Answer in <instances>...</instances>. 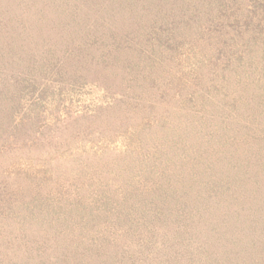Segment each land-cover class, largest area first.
I'll return each mask as SVG.
<instances>
[{"label": "trees", "instance_id": "obj_1", "mask_svg": "<svg viewBox=\"0 0 264 264\" xmlns=\"http://www.w3.org/2000/svg\"><path fill=\"white\" fill-rule=\"evenodd\" d=\"M96 1L85 0L86 8ZM66 2L68 6L69 0ZM113 2L114 6H105V14L114 22L111 26L101 23L107 30L121 22L120 31L130 28L139 42L146 33H153L160 38L155 42L165 49L150 52L140 48L138 41L136 46L125 44V38L110 41L112 51L126 55L131 50L138 59L135 65L131 54L114 60L119 68L128 70L120 84L122 96L128 98L121 104L122 121L127 125L129 118L151 108L152 83L170 76L164 95L174 105L169 117L177 121L159 119V127L173 131L176 137L173 134L169 141V153L147 142L120 161L73 160L74 166L81 165L72 170L77 177L74 192L67 197L62 190L68 193V189L59 188L62 197L52 209L60 255L34 264H175L173 259H181V264H222L209 259L208 238H226L231 245L234 225L243 231L244 243L264 239V0ZM70 15L77 26L85 25L83 16L74 10ZM176 52L192 55L196 63L190 67L194 71L181 75L182 83H176L171 71L176 67L172 63ZM76 55L84 61L89 57L84 49ZM204 61L209 64L206 71L196 66ZM140 70L144 79L137 74ZM163 70L169 74L164 75ZM175 84L171 91L178 98L177 106L166 92ZM192 105H196L194 110ZM2 108L0 122L11 119L13 128H24ZM150 111L141 116L150 118ZM145 125L149 127V122ZM188 135L194 137L196 151L187 147ZM6 138L11 144L16 142L13 134ZM121 164L131 167L135 175L121 170ZM148 168L154 171L152 177L145 173ZM137 175L142 176L143 186L120 194L128 192ZM43 176L50 174L44 171ZM112 177H117L116 182ZM40 201L34 205L43 209ZM229 208L233 211L225 213ZM138 223L143 231L135 230ZM220 223L228 228L217 229ZM161 245L171 248L173 257L166 260L157 255L150 262V251Z\"/></svg>", "mask_w": 264, "mask_h": 264}, {"label": "rangeland", "instance_id": "obj_2", "mask_svg": "<svg viewBox=\"0 0 264 264\" xmlns=\"http://www.w3.org/2000/svg\"><path fill=\"white\" fill-rule=\"evenodd\" d=\"M113 1L98 0L93 7L86 8L85 0H69L68 6H65L66 0H0V64L5 63L0 68L4 70L3 75L0 73V106L4 113L12 114L17 125L21 122L24 127L19 131L13 128L11 119L0 122V264H34L60 255L52 209L62 193L69 197V193L74 192L77 177L72 175V170L81 165L74 166L73 160L99 159L104 164L109 160L120 161L122 157L134 155L133 152L147 142L160 152L169 153V141L174 132L162 131L159 119H164V123L173 121L169 117L173 102L170 96L164 95L170 76L158 84L152 83L154 102L151 108L141 111L142 114L151 109L150 118L134 115L125 125L120 116L123 115L120 114L123 102L128 99L122 96L120 84L128 70L119 68L114 60L132 51L126 55L124 51H112L110 41L117 43L125 38V44L135 46L139 41L130 28L120 31L121 22H117L112 31L101 24L105 21L111 26L114 22L108 13L105 14V6H114ZM72 10L83 16L85 25L74 23L70 18ZM157 39H160L157 35L146 33L139 46L150 52L165 50L155 42ZM81 49L86 50L87 61L76 55ZM184 53L173 54L172 63L175 62L176 67L171 71L175 73L176 83L184 82L181 75L194 71L190 67L196 64L192 55L185 57ZM132 58L133 64H137V55ZM208 65V61H204L196 66L206 71ZM163 73L169 74L167 70ZM137 74L144 79L142 70ZM176 87L177 84L166 88L174 97L175 106L178 98L171 90ZM195 106L190 107L194 110ZM184 112L188 113L186 109ZM148 122L149 127L145 125ZM10 134L15 143H9L6 138ZM193 139L187 136V147L196 151L198 147ZM119 168L135 175L125 164ZM44 171L50 176H43ZM145 173L152 177L154 171L148 168ZM133 177L128 192L120 194H130L134 188L138 191L136 188L143 186L142 176ZM115 179L117 177L111 178ZM59 188L68 189V193L62 190L60 195ZM31 200L33 204L29 203ZM39 201L43 209L35 207ZM232 211L229 208L225 213ZM5 219H11L10 223H3ZM219 225L216 228L220 230L228 226ZM135 228L137 232L144 229L140 223ZM231 229L230 236L233 235L234 240L231 245H227L226 238L221 241L208 238L209 259L219 263L221 260L222 264H264V239L260 237L244 243L240 227L233 225ZM170 249L161 245L150 251V262L157 255L171 259ZM177 260L173 262L181 264V259Z\"/></svg>", "mask_w": 264, "mask_h": 264}]
</instances>
